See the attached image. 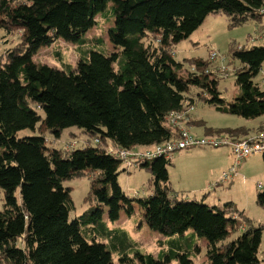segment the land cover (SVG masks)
I'll return each instance as SVG.
<instances>
[{
  "label": "trees",
  "instance_id": "1",
  "mask_svg": "<svg viewBox=\"0 0 264 264\" xmlns=\"http://www.w3.org/2000/svg\"><path fill=\"white\" fill-rule=\"evenodd\" d=\"M261 7L262 0H0V30L20 32L18 44L0 57V264H115L114 253L116 264H193L192 244L170 238L167 250L153 256L125 229L103 220L105 209L111 222L121 210L130 215L133 203L151 229L169 236L191 230L189 238H204L205 264H264L257 255L264 225L244 218L247 228L226 240L239 228L229 215L237 209L231 202L219 208L179 198L167 172L172 155L137 161L149 173V192L130 197L117 182L127 167L108 152L110 145L149 149L177 138L169 114L197 101L245 118L264 114V90L254 80L264 65V40L231 47V58L240 65L232 66L237 91L230 101L221 95L218 83L224 77L210 59L176 61L173 54L206 15L220 12L232 26L252 20L262 27ZM107 10L114 51L80 49L74 70L32 60L57 38L81 47L94 18ZM260 34L264 37V30ZM69 126L86 135L83 146L46 143L45 132L59 137ZM205 127L212 136L249 134L243 128ZM25 128L38 132L17 136ZM84 174L89 206L69 219L74 205L62 181ZM257 202L264 205V190Z\"/></svg>",
  "mask_w": 264,
  "mask_h": 264
},
{
  "label": "rangeland",
  "instance_id": "2",
  "mask_svg": "<svg viewBox=\"0 0 264 264\" xmlns=\"http://www.w3.org/2000/svg\"><path fill=\"white\" fill-rule=\"evenodd\" d=\"M94 19L95 24L85 33L84 38L86 42L81 47L63 38H57L51 44L41 46L32 55V60L63 71L75 69L80 57V49L84 51L94 48L106 54L111 53L114 49L107 36V30L113 24L110 11L107 10L104 14H98ZM262 30H264V25L261 27L256 21L248 20L242 24L232 26L223 13H210L205 16L197 29L175 45L173 49L174 59L176 61H182L185 57L210 59L211 52L215 51L217 56L211 60L212 66H218L221 63L228 65L226 66L228 76L219 79L218 88L222 97L226 101H230L237 91L232 66L236 68L240 65L237 60L231 58L230 49L237 44L248 46L251 42H259L256 37ZM19 35L20 32L16 30L9 33L0 30V57L7 49L18 44ZM254 80L261 89H264V65H262V69L255 76ZM191 113L194 117H199L209 125L222 130L247 128L248 126L256 125L260 120L264 121V114L254 118H245L216 110L214 107L201 101L195 102ZM196 130L202 131V128L196 127ZM37 132V128L34 130L25 128L19 130L17 136L22 137L37 134ZM191 132H195L192 127ZM222 134L228 133L222 131L220 135ZM244 136L246 134L238 135L239 138ZM44 137L46 143L49 145L60 149H70L71 147L78 148L83 146L86 135L78 127L69 126L63 128L59 137L48 132L44 133ZM90 143L94 144L95 142L92 140ZM223 149L226 153L229 151L227 156L232 162L233 156L230 148L225 145L217 148L192 146L175 150L172 154L171 163L167 166L168 178L170 184L172 183L171 187L173 186L174 191H177L179 198L186 200L196 199L210 206L216 203L219 207H222L225 201L231 199L237 208L243 210L245 215L252 218L254 224H264V205H260L257 202L258 192L264 190V156H262V153H257L243 159L237 166L236 175L230 182H220L212 187L209 184L208 188L205 185L204 187L198 185L203 175L208 177L209 182L212 181L213 178L210 173L208 174L207 170L210 166L216 167V164H218L211 160V156L208 153L212 150ZM203 151L206 153H203ZM120 167H127V171H121L117 175V182L127 195L139 197L149 192L148 171L136 165L127 166L125 162H121ZM258 184L261 185L260 188ZM62 185L70 188V196L74 205V208L69 211V219L81 215L89 206L87 201H85L90 186L88 176L84 174L68 178L62 181ZM15 195L19 199L18 190ZM217 198L220 199V203L217 202ZM2 203L3 198L0 192V209L2 208ZM141 212L142 210L139 206L133 203V212L130 215H126L121 210L119 218L111 222L106 217L105 209L102 218L110 228L121 227L125 229L143 252L157 256L161 251L167 250L168 240L174 238L176 242H186L193 245L194 249L190 254L193 264H205L206 240L204 238H189L188 235L190 236V234L188 233L191 230L185 231L182 236L165 235L155 229L149 228L143 220ZM235 234L236 232L229 234L226 240L234 238ZM257 255L259 259H264V229L261 232ZM112 257L116 264V254L114 253Z\"/></svg>",
  "mask_w": 264,
  "mask_h": 264
},
{
  "label": "built area",
  "instance_id": "3",
  "mask_svg": "<svg viewBox=\"0 0 264 264\" xmlns=\"http://www.w3.org/2000/svg\"><path fill=\"white\" fill-rule=\"evenodd\" d=\"M260 13H264V0H262V7ZM174 54V53H173ZM217 56L215 51L211 52L210 60ZM219 75L227 77L228 70L224 63L218 65ZM194 105L189 106L185 110L179 112H171L168 116V124L177 129L178 137L167 140L161 144H157L151 148L139 149H125L110 145L108 152L114 154L127 166H135L137 161L149 160L154 157H171L175 150L185 149L192 146H208L217 148L220 146H228L233 156L232 163L225 169L220 176L219 182L231 181L236 175V168L239 163L250 156L257 153H264V130H258L250 133L242 138L231 136L229 134H222L218 136L202 135L198 136L189 131V128L184 124L187 120V115L193 110ZM212 183L210 186H214ZM260 188V184H258Z\"/></svg>",
  "mask_w": 264,
  "mask_h": 264
},
{
  "label": "crops",
  "instance_id": "4",
  "mask_svg": "<svg viewBox=\"0 0 264 264\" xmlns=\"http://www.w3.org/2000/svg\"><path fill=\"white\" fill-rule=\"evenodd\" d=\"M258 39V41H261V40H264V37L261 36V34L257 35L256 37ZM186 58V57H185ZM183 58V59H185ZM202 58V57H201ZM183 61V60H182ZM264 90V89H262ZM191 117V120L193 121V123L191 125H189V131L191 132V127L195 130V132L193 134L195 135H198V136H202V135H206L207 132H206V127H215V126H211L209 125L205 120L203 119H200L199 117H194L193 114L191 113L190 115ZM203 121V123L205 124V126H203L201 124V122ZM196 127H200L202 128V131H199V130H196ZM264 128V121L260 120L256 125L254 126H248L247 128L246 127H242L243 129H245L244 131H248V133H253L258 131L256 130L257 128ZM192 133V132H191ZM227 149V148H226ZM203 153H206L205 151H203ZM210 156H211V160L215 163H218L216 164V167H212L210 166L208 168V174L210 173L211 176H212V181L209 182L208 181V177L207 176H204L203 175V178L202 180L200 181V183L198 185H200L201 187H205L208 188L209 187V184L211 185L212 183H215L216 185L219 184V179H220V176H221V173L227 169L230 164L232 163L231 160H229L230 158L227 156V154H229V151L228 153H226V151L223 149V150H212L211 152L208 153ZM256 157V156H255ZM249 158V157H248ZM212 164V162H211ZM245 164V163H244ZM246 165V164H245ZM233 179V178H232ZM230 182V181H228ZM231 184V183H230ZM172 185V183H171ZM229 185V184H228ZM215 186V185H214ZM261 186V185H260ZM173 187V186H172ZM206 195V194H204ZM196 200V199H194ZM217 202L220 203V199L217 198ZM226 202H231L234 206H235V203L233 201H231V199L229 201H225L224 203ZM207 204V203H206ZM208 205V204H207ZM210 206V205H209ZM211 206H216V207H219L216 203H213V205ZM224 206V205H223ZM222 206V207H223ZM222 207H219V208H222ZM235 208L237 209L238 213L237 214H234V213H229V215H231V217L237 221V223H239V228L235 229L232 233H235L236 232V236L239 235L244 229L247 228V224L244 220V218L248 219L250 221V224L253 225V226H257V225H264V224H254L253 223V220L252 218L248 217L247 215H245L244 211L237 208L235 206ZM240 213V214H239ZM132 238V237H131Z\"/></svg>",
  "mask_w": 264,
  "mask_h": 264
}]
</instances>
